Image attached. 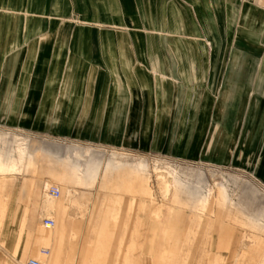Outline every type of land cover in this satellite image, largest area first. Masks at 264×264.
Listing matches in <instances>:
<instances>
[{
	"label": "rangeland",
	"instance_id": "1",
	"mask_svg": "<svg viewBox=\"0 0 264 264\" xmlns=\"http://www.w3.org/2000/svg\"><path fill=\"white\" fill-rule=\"evenodd\" d=\"M5 2L0 0V12ZM237 2L264 11V0ZM19 13L13 31L17 36L25 34L26 12ZM260 30L255 59L235 54L232 39L205 40L210 70L184 86L198 89L195 114L180 116L178 107L173 122L151 116L145 124L130 115L113 145L32 127L22 121L33 117L39 92L12 89L5 99L7 91H0L2 159L9 162L17 159L18 149L27 150L13 176L0 173V262L24 264L34 258L40 264H264V19ZM25 41L20 39L10 50L24 48L25 54ZM37 46L34 62L20 59L16 83L48 82L50 75L43 81L48 54L37 52ZM5 64L0 60V83L11 77L1 74ZM59 69L52 83L69 78L60 76ZM153 96L149 93L146 100V118L155 108ZM47 155L62 158L61 165ZM70 161L95 175L90 185L73 184ZM117 162L132 169L130 179L95 174L102 165ZM139 165L144 182L134 171ZM171 176L176 191L165 195L159 181ZM45 185L59 187L56 203H67L62 212H46ZM68 188L74 190L71 195ZM173 194L178 197L172 199ZM186 194L195 197L193 207L187 206ZM73 202L81 207L75 209ZM43 216L55 219L54 229L40 225ZM48 231L55 242L51 254L43 255L40 249L49 250V244L35 239Z\"/></svg>",
	"mask_w": 264,
	"mask_h": 264
},
{
	"label": "crops",
	"instance_id": "2",
	"mask_svg": "<svg viewBox=\"0 0 264 264\" xmlns=\"http://www.w3.org/2000/svg\"><path fill=\"white\" fill-rule=\"evenodd\" d=\"M7 1L0 12V60L6 61L1 74L11 75L9 82L0 83V91H7L5 99L12 89L38 91L33 117L22 122L101 145L120 140L125 118L130 115L145 124L151 116L157 122L162 117H170L173 122L178 107H182L180 116L195 114L198 89L184 86L195 84L196 75H207L210 70L205 40L232 39L235 54L241 59H255L264 19L259 7L241 5L237 0ZM19 12H26L22 24L25 34L17 36L13 31L18 26ZM39 30L51 33L35 34ZM20 39H26L25 54L24 48L10 50ZM36 44L37 52L48 54L43 73V81L50 75L48 82L16 83L20 59L34 62ZM7 50L11 54L5 55ZM59 67V75L66 73L69 78L52 83L50 79ZM149 93H154L155 108L146 118ZM49 160L61 165L62 158ZM142 167L134 171L144 182ZM68 168L73 184L90 185L95 179V175L83 173L76 162L70 161ZM130 171L127 165L117 162L102 165L95 174L113 173L127 180ZM175 185L174 178L169 194L176 191ZM72 191L66 190L68 195ZM177 197L172 195V199ZM186 198L187 206L193 207L191 200L195 197L186 194ZM50 199L51 208L46 200L47 213L66 209V202L58 206L57 198ZM72 204L77 205L75 209L81 207L79 202ZM52 235L48 231L37 233V240L34 236L36 242L49 244L48 254L43 255L51 254L55 242ZM0 264L11 263L2 260Z\"/></svg>",
	"mask_w": 264,
	"mask_h": 264
},
{
	"label": "bare ground",
	"instance_id": "3",
	"mask_svg": "<svg viewBox=\"0 0 264 264\" xmlns=\"http://www.w3.org/2000/svg\"><path fill=\"white\" fill-rule=\"evenodd\" d=\"M23 149H24V147H23ZM23 149H18V151H19V153H18V157H17V159H11L9 162H6V161H4L3 159H2V156H1V153H0V173H2V174H4V175H7V176H11V175H14L15 173H16V170H18L19 169V167H21V165H22V163H23V160H24V158L26 157V151L27 150H23ZM17 152V151H16ZM15 152V153H16ZM37 153H38V151H37ZM13 155V154H12ZM12 157V156H11ZM47 157L49 158L50 156L49 155H47ZM173 181H174V178L171 176V178H169V179H165V178H163V179H161L160 181H159V186H160V188L163 190V192H164V194L166 195L167 193H169V191H170V188H171V186H172V184H173ZM49 187V186H48ZM48 187L46 188V186H45V188L44 189H48ZM219 188V193H220V196H221V200H224L225 198H227L226 197V193L224 192V190H221V188H220V186L218 187ZM58 190H59V194L57 195V196H51L48 192V194L49 195H46V200H47V206L49 207V208H51L52 207V200L50 199V197L49 196H51V197H54V198H58L59 196H60V189H59V187H58ZM203 197V196H202ZM202 200H204V198L202 199ZM199 201H200V198H199ZM206 202V201H205ZM200 203H202L201 201H200ZM204 203V202H203ZM228 203L229 204H232L231 203V201L229 200L228 201ZM204 205V204H203ZM205 206V205H204ZM56 224V222H55V219H54V224H53V226ZM53 226H51V227H49L48 229H50V228H52Z\"/></svg>",
	"mask_w": 264,
	"mask_h": 264
},
{
	"label": "built area",
	"instance_id": "4",
	"mask_svg": "<svg viewBox=\"0 0 264 264\" xmlns=\"http://www.w3.org/2000/svg\"><path fill=\"white\" fill-rule=\"evenodd\" d=\"M47 192L51 195V196H57L59 194V190L58 187L56 186H49L47 189ZM54 224V219L48 216H43L40 219V225L44 228H49L51 226H53ZM49 250L47 248H42L40 249V253L42 254H48ZM24 264H40V262L37 259L34 258H29L25 261Z\"/></svg>",
	"mask_w": 264,
	"mask_h": 264
}]
</instances>
